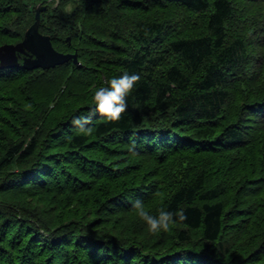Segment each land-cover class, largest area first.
<instances>
[{
	"label": "trees",
	"instance_id": "16d2710c",
	"mask_svg": "<svg viewBox=\"0 0 264 264\" xmlns=\"http://www.w3.org/2000/svg\"><path fill=\"white\" fill-rule=\"evenodd\" d=\"M40 5L77 62L3 49ZM125 72L121 120L76 132ZM126 196L187 219L152 235ZM0 264H264V0H0Z\"/></svg>",
	"mask_w": 264,
	"mask_h": 264
},
{
	"label": "clouds",
	"instance_id": "9594fccd",
	"mask_svg": "<svg viewBox=\"0 0 264 264\" xmlns=\"http://www.w3.org/2000/svg\"><path fill=\"white\" fill-rule=\"evenodd\" d=\"M48 3L55 8L59 0H48ZM71 11V9H66ZM141 76L138 73L125 72L122 75H114L107 79L103 84L95 87L92 95L91 106L83 110L81 114H73L71 124L76 132L82 136L93 134L94 118L99 116L102 120L112 123L121 120L122 115L128 107V98L133 93ZM137 144L135 141L129 146V151L135 153ZM132 204L136 215L146 225L147 231L152 235L167 233L177 221L187 219L184 211L179 207L176 210H169L161 207L153 214L147 207L142 198L127 197Z\"/></svg>",
	"mask_w": 264,
	"mask_h": 264
},
{
	"label": "water",
	"instance_id": "95a60500",
	"mask_svg": "<svg viewBox=\"0 0 264 264\" xmlns=\"http://www.w3.org/2000/svg\"><path fill=\"white\" fill-rule=\"evenodd\" d=\"M43 9H45V6H38L36 13L37 20L28 30L26 39L12 46H4L3 49L10 51H24V49H28L33 52L36 55V59L33 61L26 60L24 62V65L28 68L42 67L48 69L63 64L70 59H74L77 62L76 53L72 54L58 51L54 47L51 37L40 33L39 22Z\"/></svg>",
	"mask_w": 264,
	"mask_h": 264
}]
</instances>
